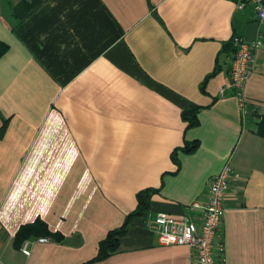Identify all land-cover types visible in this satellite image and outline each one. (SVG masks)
<instances>
[{"label":"crops","instance_id":"obj_1","mask_svg":"<svg viewBox=\"0 0 264 264\" xmlns=\"http://www.w3.org/2000/svg\"><path fill=\"white\" fill-rule=\"evenodd\" d=\"M233 37L257 44L242 108L229 87ZM0 44V264H190L188 248L160 245L145 215L198 222L190 206L227 163L237 177L215 258L264 264V23L250 7L0 0ZM192 106L198 124L187 129ZM146 189L156 190L147 213L94 262ZM38 221L52 235L17 247L20 228Z\"/></svg>","mask_w":264,"mask_h":264},{"label":"built area","instance_id":"obj_2","mask_svg":"<svg viewBox=\"0 0 264 264\" xmlns=\"http://www.w3.org/2000/svg\"><path fill=\"white\" fill-rule=\"evenodd\" d=\"M237 10L250 7L260 23H264V0H235ZM234 57L230 66V89L236 97L240 108L244 106V89L254 70V52L256 43H248L239 37L232 38ZM226 90L221 89L219 95L225 96ZM237 175L229 163L209 179L206 188V201L194 202L191 210L199 211L198 222L187 217L175 218L159 213L154 217L146 214L147 227L157 235L160 245L184 246L190 251V264H224V259L216 260L224 252L220 240L222 235V219L224 216V199L229 189V182ZM219 239V240H218ZM39 243H47V238L38 239ZM27 243L22 246L26 253Z\"/></svg>","mask_w":264,"mask_h":264},{"label":"trees","instance_id":"obj_3","mask_svg":"<svg viewBox=\"0 0 264 264\" xmlns=\"http://www.w3.org/2000/svg\"><path fill=\"white\" fill-rule=\"evenodd\" d=\"M228 46H230L234 51L232 41L229 43ZM5 50H6V46L3 44H0V57L4 54ZM216 72H217V69L209 77L215 75ZM199 110H200V107L192 106L189 110L183 112L182 119L186 123L187 129L197 126L198 124L197 115H198ZM258 135L264 138V117L262 121L259 123ZM196 147H197L196 141H193L191 143L185 142L183 147L180 148V151L188 154V153H192L196 149ZM175 153L176 151L174 152L172 156V159L174 161H176ZM155 191L156 190H153V189H146V190L140 191L137 194L136 209L125 218V221L122 224V226L110 231L107 234L106 238L100 241L98 245V253L96 257L93 259L94 262L105 259L110 253L114 252L118 248V238L126 233L132 219L143 216L147 213L151 196L155 193ZM50 235H52V233L47 229L46 225L38 221V222H35L34 224L21 227L15 237V244L17 247H19L24 241H26L30 237L37 238L40 236H50Z\"/></svg>","mask_w":264,"mask_h":264}]
</instances>
